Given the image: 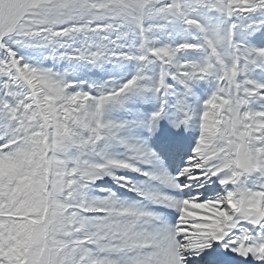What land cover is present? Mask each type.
Here are the masks:
<instances>
[{"label": "snow or ice", "instance_id": "6c2138e0", "mask_svg": "<svg viewBox=\"0 0 264 264\" xmlns=\"http://www.w3.org/2000/svg\"><path fill=\"white\" fill-rule=\"evenodd\" d=\"M0 264H264V0H0Z\"/></svg>", "mask_w": 264, "mask_h": 264}]
</instances>
